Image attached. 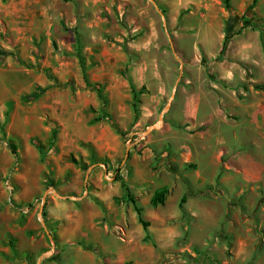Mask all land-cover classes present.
Instances as JSON below:
<instances>
[{"label":"rangeland","instance_id":"rangeland-1","mask_svg":"<svg viewBox=\"0 0 264 264\" xmlns=\"http://www.w3.org/2000/svg\"><path fill=\"white\" fill-rule=\"evenodd\" d=\"M228 3L235 33L264 32L251 4ZM187 15L156 0H0V264H264V174L237 170L234 127L179 162L188 136L161 111L143 118L135 68L175 56L166 24Z\"/></svg>","mask_w":264,"mask_h":264},{"label":"crops","instance_id":"crops-1","mask_svg":"<svg viewBox=\"0 0 264 264\" xmlns=\"http://www.w3.org/2000/svg\"><path fill=\"white\" fill-rule=\"evenodd\" d=\"M233 1L245 8L253 3ZM256 1L254 13L264 18V0ZM156 2L171 15H191H187L190 20L166 24L172 31L175 56L162 55V66L157 56L155 68L147 64L135 68L148 88L142 101L150 105L143 106V118H156L161 111L159 120L165 114L169 129L188 136L187 152L179 155V162L189 157L200 162L202 152L220 150L225 141L222 134L234 127L230 132L241 150L237 170L247 181H259L264 174V90L260 88L264 86V32L249 27L235 33L237 21L228 33L226 21L232 14L224 0ZM148 72L158 83L156 88L148 85ZM209 133L217 135L211 143Z\"/></svg>","mask_w":264,"mask_h":264},{"label":"trees","instance_id":"trees-1","mask_svg":"<svg viewBox=\"0 0 264 264\" xmlns=\"http://www.w3.org/2000/svg\"><path fill=\"white\" fill-rule=\"evenodd\" d=\"M255 3H256V0H253L252 5H250V6L248 7L247 11H248L249 13L252 12V10H253V8H254V6H255ZM225 7H226L229 11L231 10V8H230V6H229V3H228V0H225ZM235 22H237V21H236V17H233L232 15H230L229 18H228L227 21H226V23H227V32H228V33L231 31V29H232V27L234 26ZM229 38H230V35L227 34L226 39L228 40ZM223 53H224V49L222 50L221 55H222ZM260 88H261L262 90H264V86H261ZM37 97H38V95H36V94L33 95V99H35V98H37ZM135 106H136V105H135ZM123 186L126 188V184H123ZM167 195H168V189H167V188L159 189L158 191H156V192L153 194V196H152V198H151V205H152L153 207H155V208L158 207V206H160V205H164V204H165V201H166V197H167ZM126 196H127V199L129 200V202H131V203L133 204V206H134V210H135V212H136V213L138 214V216H139V221H140V223L142 224V226H143V228H144V230H145V232H146V237H145V240H146V239H148V226H149V224L143 221V218H142V209L137 205V201H136L135 198L132 196V194L130 193L129 190H127V194H126ZM186 200H187V198H186V196H184V197L182 198V201H181V205H182V206H183L184 203H186Z\"/></svg>","mask_w":264,"mask_h":264},{"label":"built area","instance_id":"built-area-1","mask_svg":"<svg viewBox=\"0 0 264 264\" xmlns=\"http://www.w3.org/2000/svg\"><path fill=\"white\" fill-rule=\"evenodd\" d=\"M161 120H162V118H161ZM160 123H161V121H159L157 124H160ZM150 129H151V127L148 130H150ZM147 134H148L147 132H144L142 134H138L136 138L135 137L131 138L129 140V142L135 141L137 143L138 141H142L148 136Z\"/></svg>","mask_w":264,"mask_h":264}]
</instances>
